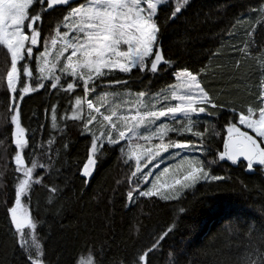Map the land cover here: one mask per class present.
I'll return each mask as SVG.
<instances>
[{"label": "snow or ice", "instance_id": "6c2138e0", "mask_svg": "<svg viewBox=\"0 0 264 264\" xmlns=\"http://www.w3.org/2000/svg\"><path fill=\"white\" fill-rule=\"evenodd\" d=\"M188 4L189 0H0V48L10 60L0 86L10 94V141L15 146L11 161L18 174L14 200H7L5 208L9 230L25 264L46 261L37 222L22 198L29 196L34 185H43L49 178L41 176L37 169H48L50 173L55 170L51 156L46 163L32 153H27L30 163L26 159L27 149L35 152L38 147L45 153L47 145L50 153L55 143L49 138L37 146L35 131L33 143H29L17 103L27 93L43 89L56 95L58 101L69 102L70 112L65 111L59 121L65 125L69 120L78 123L82 134L90 136L87 160L81 169L83 177L92 176L106 147L120 150L131 169L127 176L130 203L135 202V195L177 200L202 180L223 181L225 177L213 174V166L219 162H231L249 172L257 167L264 170V52L259 58L258 90L252 94L251 103L230 109L232 118L225 126L222 150L213 153L210 143H206L210 141L206 136L209 129L205 126L201 131L199 124L205 117L213 118L215 110L224 105L203 85L206 67L199 71L178 67L165 57L160 39V12L166 11V20L175 22ZM254 11L258 12L257 23L264 27V5ZM53 14L57 19L48 24L45 34V19ZM244 23V17H237L225 35L237 39L238 26ZM256 27L252 24L245 29L243 39L238 41L242 47L232 45V51L247 57L256 45ZM117 73L127 79L117 78ZM161 73L170 74L175 83L152 91V82ZM133 85H139L141 90L133 91ZM78 89L82 94H78ZM57 112V103H52L51 128L58 132ZM169 133L180 137L189 134L198 142L166 141ZM2 144L4 140H0ZM161 153H167L174 162L161 168L156 162V158L165 159ZM58 191L56 186L49 188L51 194ZM171 231L170 227L157 235L150 245L120 264H151V254ZM258 241L256 247L248 250L245 264H264V231ZM94 254L95 250L90 249L88 256L74 264H102L93 258Z\"/></svg>", "mask_w": 264, "mask_h": 264}, {"label": "trees", "instance_id": "16d2710c", "mask_svg": "<svg viewBox=\"0 0 264 264\" xmlns=\"http://www.w3.org/2000/svg\"><path fill=\"white\" fill-rule=\"evenodd\" d=\"M262 5L264 0H189L175 22L166 20V11L160 12L165 57L178 67L194 71L206 67L203 85L224 105L215 110L213 118L204 119L200 127L201 131L208 127L206 136L210 141L206 143H210L213 153L222 150L225 126L232 118L230 109L251 103L252 94L258 90L264 27L257 23L258 12L254 10ZM237 17H244L245 23L238 26V38L229 39L225 33ZM56 19L55 14L45 19V34L48 24H54ZM252 24H257L256 45L245 57L232 51L231 46L242 47L238 41ZM236 61L240 63L237 65ZM9 66L7 53L0 48V79ZM115 75L127 79L124 74ZM132 78L135 79V70ZM172 83L175 81L170 74L161 73L153 80L152 91ZM132 90L141 88L133 85ZM77 92L82 94L79 89ZM10 103V94L0 86V140H4L0 145V264H25L9 230L5 208L7 200H14L18 175L11 161L15 146L10 141ZM52 103H57L58 121L65 111L70 112L66 99L58 101L56 95L43 89L19 101L21 124L29 143H33V131L37 146L49 138L55 141L50 153L47 145L45 153L38 147L35 152L29 148L25 153L29 163L27 153L41 163L51 156L55 169L51 173L37 169L41 176L49 178L43 185H34L29 196L22 198L37 222L46 264H74L88 256L90 249L95 250L93 258L102 264H120L170 227L172 231L161 247L151 254V264H245L248 250L258 245V237L264 231V170L257 167L249 172L231 162H219L213 166V174L225 177L223 181H201L177 200L135 195V202L128 205L127 176L131 169L120 150L106 147L92 176L83 177L81 169L87 160L90 136L82 134L79 124L70 120L67 125L59 121L60 130H53ZM180 139L198 142L189 134ZM52 186L59 191L51 194Z\"/></svg>", "mask_w": 264, "mask_h": 264}, {"label": "rangeland", "instance_id": "374dc122", "mask_svg": "<svg viewBox=\"0 0 264 264\" xmlns=\"http://www.w3.org/2000/svg\"><path fill=\"white\" fill-rule=\"evenodd\" d=\"M18 87H19V85H18ZM117 87H119V86H117ZM28 94H30V93H27V94H25V96L26 95H28ZM99 94V93H98ZM19 101L20 100H17V103H19ZM204 119H206V117L204 118ZM202 121L203 120H201L200 121V124H199V127H201V123H202ZM185 135H188V134H185ZM168 139H172V140H176V139H180V136H177L175 133H169V136L168 137H166L165 138V140L167 141ZM154 142H159V141H154ZM123 143V142H122ZM173 150L172 149H169V152H172ZM196 155H201L200 153H195ZM161 156H164L165 157V159H163V160H160L159 158H156V162L157 163H159L160 164V166H161V168L163 167V166H165L166 164H168L169 162H174V161H171L169 158H168V154L167 153H161ZM171 169H170V173H171ZM162 179H164V178H162ZM202 181H204V180H202ZM201 182V181H200ZM199 182V183H200ZM198 184V183H197ZM196 184V185H197ZM189 189H191V188H189ZM189 189H186L183 193H182V195L186 192V191H188ZM134 195H135V193H134ZM181 195V196H182ZM132 203V202H131ZM131 203L128 201V205H131ZM26 206V205H25ZM27 207V206H26Z\"/></svg>", "mask_w": 264, "mask_h": 264}]
</instances>
